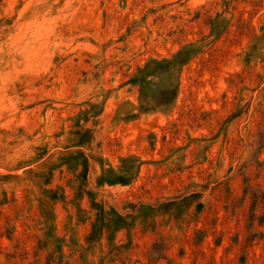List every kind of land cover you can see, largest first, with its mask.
<instances>
[{
    "label": "rangeland",
    "instance_id": "374dc122",
    "mask_svg": "<svg viewBox=\"0 0 264 264\" xmlns=\"http://www.w3.org/2000/svg\"><path fill=\"white\" fill-rule=\"evenodd\" d=\"M0 264H264V0H0Z\"/></svg>",
    "mask_w": 264,
    "mask_h": 264
}]
</instances>
